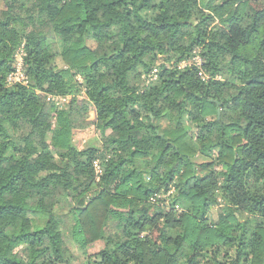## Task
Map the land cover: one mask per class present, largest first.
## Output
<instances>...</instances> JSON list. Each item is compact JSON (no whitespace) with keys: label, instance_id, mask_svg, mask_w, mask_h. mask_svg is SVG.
I'll return each instance as SVG.
<instances>
[{"label":"trees","instance_id":"1","mask_svg":"<svg viewBox=\"0 0 264 264\" xmlns=\"http://www.w3.org/2000/svg\"><path fill=\"white\" fill-rule=\"evenodd\" d=\"M91 110L102 146L79 151ZM101 240L93 264H264V0H0V264Z\"/></svg>","mask_w":264,"mask_h":264},{"label":"rangeland","instance_id":"2","mask_svg":"<svg viewBox=\"0 0 264 264\" xmlns=\"http://www.w3.org/2000/svg\"><path fill=\"white\" fill-rule=\"evenodd\" d=\"M17 59L18 57H16L15 55V61L13 63V66L17 63ZM25 70V67H24ZM26 73V71H25ZM149 74L142 76V84L147 83L148 79H149ZM77 79L80 83H82V85L85 86V81L84 79L78 75ZM83 86V88H85ZM71 99V97H70ZM81 99H86L85 98V94L82 93ZM70 104V101H67L66 103L64 102V108H60V109H66L68 107V105ZM95 110H91L90 114H89V121L91 123V125L83 130H77L75 131V134L73 135V144H74V148L78 149L79 151H91V149H99L102 146V136L100 133L99 128L94 124L95 122ZM98 162V165L96 167V171L98 173V175L100 176L102 174V169H101V165L100 162ZM115 181H113L111 183V187H113L112 185H114ZM174 193L169 194H162L160 197H158L157 199H154L153 203L155 205H158V207H161L164 211H169L170 207H171V202H172V197H173ZM219 201L221 202L222 206V199L219 198ZM222 206L216 205L212 211V215L209 216V221H211L212 219H218L220 216V211L222 212ZM177 210H180L179 207H176ZM161 226L162 224H159L153 228H151L150 231L146 232L147 234L149 233L153 238L155 242H161L160 239V234H161ZM69 245L74 253V264H93V260H94V254L98 253L100 250H102L105 247V243L103 240L101 241H97L91 245H88L86 248H82V249H78V247L76 245H74L71 241H69Z\"/></svg>","mask_w":264,"mask_h":264},{"label":"built area","instance_id":"3","mask_svg":"<svg viewBox=\"0 0 264 264\" xmlns=\"http://www.w3.org/2000/svg\"><path fill=\"white\" fill-rule=\"evenodd\" d=\"M24 56H25V51H24V45H22L16 53L17 63L13 66L12 72L9 74L7 78V82L9 85L16 84V83H22V84H27L28 82V76L25 73L24 70ZM206 60L204 55L202 54V49L201 47H195L192 51L191 56L188 59H184L181 61L180 66L185 67V66H195L197 68V74L198 76L203 80V81H208L212 78L211 74L206 71L204 64ZM158 75V69L155 68L150 74H149V79L147 83L151 81H155L157 79ZM46 100L48 102H55L56 105L60 108H64V102L66 103L67 101H70V96H54V95H47ZM98 162L95 161V167H97ZM161 194H155L152 197V201L154 199H157L160 197Z\"/></svg>","mask_w":264,"mask_h":264}]
</instances>
